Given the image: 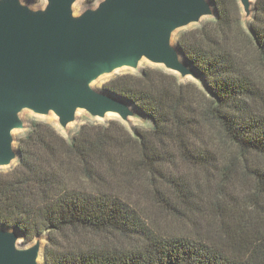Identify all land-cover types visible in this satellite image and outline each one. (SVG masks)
Wrapping results in <instances>:
<instances>
[{
    "label": "trees",
    "instance_id": "trees-1",
    "mask_svg": "<svg viewBox=\"0 0 264 264\" xmlns=\"http://www.w3.org/2000/svg\"><path fill=\"white\" fill-rule=\"evenodd\" d=\"M210 1L176 42L202 86L162 67L103 85L150 128L36 120L0 170V225L46 237V264H264V0L247 29L239 0Z\"/></svg>",
    "mask_w": 264,
    "mask_h": 264
},
{
    "label": "water",
    "instance_id": "water-1",
    "mask_svg": "<svg viewBox=\"0 0 264 264\" xmlns=\"http://www.w3.org/2000/svg\"><path fill=\"white\" fill-rule=\"evenodd\" d=\"M79 0H0V169L20 158L15 132L23 114L54 115L67 130L80 111L93 119L140 114L126 100L95 84L143 61L202 85L174 43L178 31L215 18L210 0H99L77 12ZM244 20L256 0H239ZM16 229L0 225V264H46L43 238L21 244Z\"/></svg>",
    "mask_w": 264,
    "mask_h": 264
},
{
    "label": "rangeland",
    "instance_id": "rangeland-1",
    "mask_svg": "<svg viewBox=\"0 0 264 264\" xmlns=\"http://www.w3.org/2000/svg\"><path fill=\"white\" fill-rule=\"evenodd\" d=\"M31 4V3H30ZM33 7L35 8H42L46 5V0H39V2L37 3H33L31 4ZM92 6H97V3L95 4H87L86 3V0H79L78 3L76 4V10L77 12H82L84 11L85 9L89 8V7H92ZM214 18H205L201 24H197V25H192L186 29H183L181 31H178L175 35V38H174V43L177 44V38H178V35L184 31V30H189V29H192V28H195V27H198V26H201L204 22H207L208 20H212ZM252 21V18L249 19V20H244V15H243V23H244V26L245 28L247 29V27L249 26L250 22ZM147 67H158V66H155L153 64H151L150 62L148 61H143L139 67V70L137 71H134V70H130V69H123V70H119L117 71L115 74L113 75H108V76H105L103 78H101L96 84H95V87L99 90H103V85L109 81L110 79L114 78L116 75H119V74H124V73H134V74H139L143 69L147 68ZM164 69V68H163ZM173 74V73H172ZM176 75V74H175ZM180 82L182 83H194V84H197L199 87L202 86L201 84H199L198 82H196L194 79H192L191 77L185 79V80H181L180 77L178 75H176ZM263 84H264V77H263ZM263 88H264V85H263ZM23 119L25 121V129L24 130H19V131H16L15 132V139H16V146L18 147L19 145V140L21 138H23L27 133L28 131L30 130L31 126H32V123L33 121H44V122H47V123H50L52 124L53 126H55L58 131L64 136L66 137L67 139H71L78 131L79 129L85 125V124H88L90 122H98V123H109V122H112V121H120L131 133L134 132V129L135 128H138V127H144V128H150L151 126V122L149 120H147L146 118L140 116L139 118H132L130 123H126V122H123L121 120V118L117 115H108L106 119L104 120H100V119H93L91 118L86 112L84 111H80L78 113V116H77V121L73 124H71L67 130H64L60 127V125L58 124V120L57 118L54 116V115H50V116H37L35 114H33L32 112L30 111H25L24 114H23ZM227 151H230V152H234V150L230 149V150H227ZM17 162L14 163V166H16ZM12 167L10 168H5V169H0V170H10ZM150 216L154 217V214H150ZM159 225L161 226H164V227H170L171 229L175 226L174 223H172L170 220L168 219H165V217L161 218V221H159ZM43 240H42V243L46 246V237H42ZM20 243L24 245V242L23 240L21 239L20 240Z\"/></svg>",
    "mask_w": 264,
    "mask_h": 264
}]
</instances>
